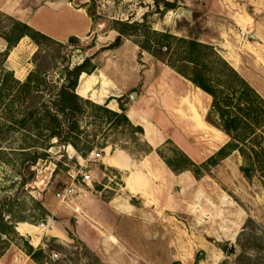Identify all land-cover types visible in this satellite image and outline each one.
Listing matches in <instances>:
<instances>
[{
  "label": "rangeland",
  "instance_id": "1",
  "mask_svg": "<svg viewBox=\"0 0 264 264\" xmlns=\"http://www.w3.org/2000/svg\"><path fill=\"white\" fill-rule=\"evenodd\" d=\"M45 1L39 0L38 4ZM65 1L85 10L87 4L96 3V15L101 18L77 44L53 38L42 40L39 46L29 37L32 42L22 43L20 51L13 55L14 65H23L22 72H28L27 75L39 69L48 73L50 80L62 83L65 66H74L90 56L97 66L93 74H101L104 81L110 77L129 88L121 97L124 104L129 103L137 95L132 97V93L140 91V84L131 87L140 79L138 68L146 66V85L151 86L168 65L140 50L135 37L125 38L118 48H102L118 35L111 29L112 19L142 20L146 13L157 30L213 44L264 99V0ZM164 1L174 2L176 8L165 9ZM13 27L14 19L0 13V35L16 36ZM243 31H248L249 36H243ZM112 98L106 99L109 107H113ZM203 107L205 119L209 115L217 126L224 124L213 107L211 95H206ZM82 126L91 138L97 133L94 145L99 149L84 158L73 147L54 146L48 150V159H41L32 167L36 172L34 179L24 186L17 162H7L1 153V149L17 147L20 136L16 134L2 143L0 264H38L27 254L25 241L35 249L45 250L44 264H264V156L261 155L264 127L256 129L255 134L242 128L240 136L245 139L237 142L245 155L235 150L217 165L208 166V170L201 167L200 177L192 170L179 174L171 170L157 152L161 148L165 157L177 160L176 144L166 141L154 148L152 157L128 170L126 182L137 171L146 173V188L130 193L124 188L127 173L104 165L102 155L126 148L135 159L142 160V143L135 141L127 128L113 129L108 123L96 128L89 114L83 118ZM217 126L212 129L215 148L233 141L231 135ZM210 137L208 132H202L197 144ZM214 147L210 150L215 153ZM254 150L260 154L256 155ZM8 156L17 158L14 154ZM204 161L194 162L201 166ZM26 174L29 176L30 171ZM91 196H101L122 211H112L102 219L103 208L95 205L98 228L84 229L83 233L89 237L84 241L75 226L77 216L89 212L81 199ZM38 203L49 213L45 220ZM53 207L58 210L54 215L49 210ZM27 223L37 226V233L18 231V226ZM53 226L59 229L66 226L69 241L54 237ZM4 230L8 233H2ZM33 236L36 241L39 237V243L32 244ZM232 242L235 250L228 255ZM52 253L58 257L51 258Z\"/></svg>",
  "mask_w": 264,
  "mask_h": 264
},
{
  "label": "trees",
  "instance_id": "2",
  "mask_svg": "<svg viewBox=\"0 0 264 264\" xmlns=\"http://www.w3.org/2000/svg\"><path fill=\"white\" fill-rule=\"evenodd\" d=\"M84 7L93 24L97 23L101 17L96 15V3ZM164 7L168 10L175 9L176 4L164 1ZM13 19L12 31H17V35L14 37L0 35L8 44L4 51H0V148L2 143L12 136L16 134L20 136L17 147L9 146V150L1 149V153L6 156L4 159L7 162L12 160L17 162L18 173L22 178L21 186L34 179L36 172L31 170L32 167L39 160L48 159L50 157L48 150L54 146H71L84 158H88L92 151L99 149L94 145L97 133L91 138L82 126V120L87 114L93 117L96 128L108 123L113 129H130L135 141L141 142L144 146L143 156L154 150L143 137V127L135 125L128 117L121 98H117L120 107L117 111L108 106V100L105 103H97L79 95L77 89L82 74H92L97 68L92 62V57L87 56L74 66H65L62 69L64 78L62 83L50 80L49 74L39 69L30 71L25 80L18 79L13 71L7 70L4 65L7 57L22 37H30L39 46L42 40H53L29 24ZM110 24L111 29L116 30L118 35L112 43L103 47V50L118 48L125 38L135 37V43L140 50L162 60L213 97V107L224 124L217 126L209 119V115L206 119L233 138V141L224 144L201 166L177 145L174 148L177 157L175 161L165 157L161 148H158V154L174 173L192 170L196 177H200L201 167L208 170V166L217 165L235 150H240L245 155L237 142L245 139L240 136V131L246 127L249 134H255L256 129L264 127V99L213 44L196 37L179 36L169 30H157L147 19L146 13L142 20L112 19ZM79 41L77 36H70L67 42L73 45ZM227 108L231 110H226ZM167 142L173 141L168 139ZM254 153L260 154L255 150ZM8 154H14L17 158H10ZM261 155L264 156V147ZM26 171H30L29 176ZM38 204L44 212L42 220H45L49 213L41 203ZM2 233L8 232L4 230ZM25 244L27 254L35 262L38 264L46 262L44 261L46 252L43 248L35 249L29 241H25Z\"/></svg>",
  "mask_w": 264,
  "mask_h": 264
},
{
  "label": "crops",
  "instance_id": "3",
  "mask_svg": "<svg viewBox=\"0 0 264 264\" xmlns=\"http://www.w3.org/2000/svg\"><path fill=\"white\" fill-rule=\"evenodd\" d=\"M38 3L39 0H0V13L25 22L42 33L60 41L66 40L70 36L84 38L92 32L93 21L85 9L75 8L70 2L65 0H46L42 5ZM250 36L255 37L253 34H250ZM30 42L32 41L28 36L22 37L20 42L10 51L6 60V67L14 71L15 76L20 80H24L28 72H22L23 65L19 63L14 65L13 55L20 51L19 48L22 43L28 44ZM7 45V41L0 36V51H4ZM138 69L140 71L138 75L140 79H137L136 84L131 87L140 84V91L137 90L136 98L134 100L132 98V101L125 104V106L130 120L135 125L143 127L144 139L153 148L171 139L193 160L204 161V159L214 153V151L210 150L216 143L212 132L214 127L204 117L206 108L203 107V102L208 93L195 86L190 80L183 77L170 66H165L161 69L162 73L151 86L146 85V66ZM79 83V95L97 103H104L106 99L113 97V107H110L117 111L120 110L117 98H121L124 92L129 89L123 87L118 81L110 79V77L104 81L101 74L93 73H83ZM96 86H99V88ZM169 126H172V129ZM202 132H208L212 138L201 140L202 144L199 145L197 143ZM222 145L220 144L214 148L217 151ZM207 151L211 152L207 153ZM153 152L155 151L153 150L143 156L142 160H139L135 159L126 150L116 149L111 153L102 155V163L127 173L124 179V188L131 193L146 188V173L143 175L137 171L126 182L129 174L128 170H134L135 166L138 167L148 157H152ZM81 200L84 201V206L87 205L90 213L86 210L84 215L80 213L77 216L75 230L84 241L89 238L83 233L84 229L87 228L93 231L92 227L98 228L95 225L97 222L94 213L97 211L95 205L102 206V219L105 216H110L112 211H122L121 208L113 206L110 201L105 202L102 200L101 196L83 197ZM121 203L123 204L124 200ZM125 205L124 203L123 206ZM49 210L52 215L58 213L56 207ZM17 228L21 234L27 233L30 235L37 233L36 229L38 227L27 223V226H18ZM53 231L52 235L54 237L61 241H69L70 236L66 226L63 229L53 226ZM34 236L31 239L32 244L33 242L39 243V237H37L36 241Z\"/></svg>",
  "mask_w": 264,
  "mask_h": 264
},
{
  "label": "water",
  "instance_id": "4",
  "mask_svg": "<svg viewBox=\"0 0 264 264\" xmlns=\"http://www.w3.org/2000/svg\"><path fill=\"white\" fill-rule=\"evenodd\" d=\"M136 94H137L136 92H133V93H132V97H134ZM234 250H235V245H234V243L232 242V243H230V245H229V249H228V251H227L228 255L232 254V253L234 252ZM201 254H203V252H201L200 255H201Z\"/></svg>",
  "mask_w": 264,
  "mask_h": 264
},
{
  "label": "built area",
  "instance_id": "5",
  "mask_svg": "<svg viewBox=\"0 0 264 264\" xmlns=\"http://www.w3.org/2000/svg\"><path fill=\"white\" fill-rule=\"evenodd\" d=\"M242 35L247 37V35L249 36V32H248V31H245V32L243 31V32H242ZM95 151H96V150L92 151V153L95 152ZM60 195H61V194H58V196H60ZM50 257H51V258H53V257H58V254H57V253H52V254L50 255Z\"/></svg>",
  "mask_w": 264,
  "mask_h": 264
},
{
  "label": "bare ground",
  "instance_id": "6",
  "mask_svg": "<svg viewBox=\"0 0 264 264\" xmlns=\"http://www.w3.org/2000/svg\"><path fill=\"white\" fill-rule=\"evenodd\" d=\"M86 80V79H85ZM86 87V86H85ZM80 92H82V91H80ZM86 94V93H85Z\"/></svg>",
  "mask_w": 264,
  "mask_h": 264
}]
</instances>
